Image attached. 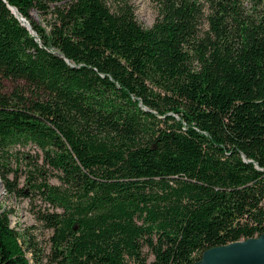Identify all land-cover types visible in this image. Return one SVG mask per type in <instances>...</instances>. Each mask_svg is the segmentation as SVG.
Listing matches in <instances>:
<instances>
[{"label":"trees","instance_id":"trees-1","mask_svg":"<svg viewBox=\"0 0 264 264\" xmlns=\"http://www.w3.org/2000/svg\"><path fill=\"white\" fill-rule=\"evenodd\" d=\"M156 4L146 28L132 0H0V77L25 84L0 82V176L51 231L46 251L0 214V264H194L264 236V0Z\"/></svg>","mask_w":264,"mask_h":264},{"label":"rangeland","instance_id":"rangeland-1","mask_svg":"<svg viewBox=\"0 0 264 264\" xmlns=\"http://www.w3.org/2000/svg\"><path fill=\"white\" fill-rule=\"evenodd\" d=\"M137 19L146 28L151 27L158 16V8L156 0H132ZM34 17L39 19L36 12H34ZM0 82L3 85V90L5 92H10L16 87H24L25 84L22 81H15L11 79H4L0 77ZM11 158L9 167L13 170L9 173V179L15 180L18 187H24L26 183V169L27 158L26 155H32L34 158L37 156V149L35 147H15L11 150ZM55 172L50 175V181L53 184H60L59 178L56 176ZM45 204L39 198L35 199L26 196H18L16 193H11L5 182L0 176V214L8 212L11 220V225L17 230L24 232V230L29 229V233L34 234L37 240L40 242L39 247L49 249V236L51 234L50 230H47L43 225L36 220L35 211L43 207ZM264 237V236H263ZM261 237V238H263ZM261 238H255L261 239ZM246 241V240H242ZM27 255L33 264H37L31 252L27 251ZM216 260L220 262L219 250L211 249L203 253L202 259L195 262L194 264H213ZM44 262L43 264H45Z\"/></svg>","mask_w":264,"mask_h":264},{"label":"water","instance_id":"water-1","mask_svg":"<svg viewBox=\"0 0 264 264\" xmlns=\"http://www.w3.org/2000/svg\"><path fill=\"white\" fill-rule=\"evenodd\" d=\"M11 9H12L13 13L20 19V21H22V24L27 26L29 29H31L33 31L30 23L26 22L25 18L18 14L17 8L12 6ZM254 239L255 238L242 239V240H246V241L239 240L236 242H232L228 245L215 248V249L219 250V253L221 250L227 248L229 250V253H231V256L227 259L220 258L221 259L220 262H216L213 264H236L238 262H246L248 264H264V259L259 261L257 259V257L253 258V257L243 253V251L245 252L244 247H246L248 244L255 243L256 240H259V239H256V240H254Z\"/></svg>","mask_w":264,"mask_h":264},{"label":"bare ground","instance_id":"bare-ground-1","mask_svg":"<svg viewBox=\"0 0 264 264\" xmlns=\"http://www.w3.org/2000/svg\"><path fill=\"white\" fill-rule=\"evenodd\" d=\"M244 250L245 252L242 250L244 254L249 255L253 258L257 257V259L261 261L262 259H264V237L259 240H256L255 243L248 244L246 247H244ZM230 256L231 253H229V250L227 248L221 250L219 253V258L227 259ZM217 261L219 260H216L213 263H216ZM236 264H248V263L238 262Z\"/></svg>","mask_w":264,"mask_h":264}]
</instances>
